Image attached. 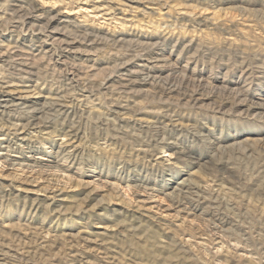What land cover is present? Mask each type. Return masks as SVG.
<instances>
[{
	"label": "rangeland",
	"instance_id": "obj_1",
	"mask_svg": "<svg viewBox=\"0 0 264 264\" xmlns=\"http://www.w3.org/2000/svg\"><path fill=\"white\" fill-rule=\"evenodd\" d=\"M1 81L0 264H264V0H0Z\"/></svg>",
	"mask_w": 264,
	"mask_h": 264
},
{
	"label": "bare ground",
	"instance_id": "obj_2",
	"mask_svg": "<svg viewBox=\"0 0 264 264\" xmlns=\"http://www.w3.org/2000/svg\"><path fill=\"white\" fill-rule=\"evenodd\" d=\"M12 5L15 6V7L12 8V10L14 12L23 13L24 9H22V7H21L22 5H20V4L16 3V2H14V4H12ZM39 15L40 14H38L37 16H39ZM29 97H33V96L29 94L28 90L16 89V88H13V86L11 84H9L8 82L1 81V83H0V98H2L3 101H5V102L10 101L9 103H11V100L13 99L16 102V105H19L20 102H23L24 99L29 98ZM14 101L12 103H14ZM22 139H24V138H22Z\"/></svg>",
	"mask_w": 264,
	"mask_h": 264
}]
</instances>
